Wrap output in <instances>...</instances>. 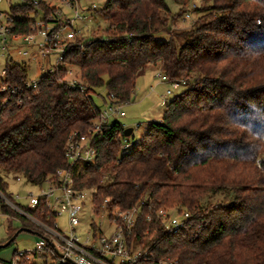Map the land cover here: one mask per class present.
<instances>
[{"label": "trees", "instance_id": "1", "mask_svg": "<svg viewBox=\"0 0 264 264\" xmlns=\"http://www.w3.org/2000/svg\"><path fill=\"white\" fill-rule=\"evenodd\" d=\"M33 1L11 7V34L31 33V13L45 18L59 12ZM172 1L180 6L174 16L165 0H106L93 11L107 23L103 38L75 40L62 65L38 79L37 89L26 88L23 64L6 61L0 88L18 93L0 91V195L12 198L2 172L39 187L68 169V138L87 135L100 114L90 94L104 88V104L110 96L127 104L136 80L160 62L169 80L195 84L168 102L161 121L150 123L126 154L119 155L123 126H106L93 142L95 162L74 169L75 188L91 191L95 212L141 209L132 239L148 255L137 264L163 258L264 264V0H203L197 21L183 32L172 25L189 0ZM164 34L168 41L157 39ZM67 66L78 67L83 87L65 81ZM231 192L227 205L204 204ZM171 207L189 219L167 234L156 212ZM26 210L44 224L55 219L43 202ZM0 213L39 235L1 198ZM18 230L9 227L3 244Z\"/></svg>", "mask_w": 264, "mask_h": 264}, {"label": "built area", "instance_id": "2", "mask_svg": "<svg viewBox=\"0 0 264 264\" xmlns=\"http://www.w3.org/2000/svg\"><path fill=\"white\" fill-rule=\"evenodd\" d=\"M74 1H65L67 2L66 6L68 8L73 7L72 2ZM34 4L36 5L37 1L34 0ZM71 9L74 10V13L73 18L70 19L62 17L60 11L53 17H46L45 21L33 19L35 22L31 33L22 36L10 33L12 30L11 20L8 16L5 17L3 13H0V60L4 64L6 61L11 60L8 56L9 46L11 43L22 40L38 48L37 52L28 53L25 51L22 55L30 56L36 60L39 57L47 58L55 54L57 58L56 65L53 68L62 65L66 52L80 34V31H76L73 23L75 24L77 21L87 22V19L80 16L77 9H74V7ZM186 18H189V16H186ZM52 72L53 70H50L47 73ZM4 76L5 70L3 69L0 73L1 80L4 79ZM157 78L161 83L169 84L172 91L177 90L179 87H185L188 83L186 80L171 81L162 74H158ZM38 84L39 80L37 79L33 82L27 81L25 86L27 89H37ZM68 84L71 86L77 85L74 83ZM171 90H167L166 94L162 96L161 107L165 108L168 104L166 98L172 95ZM0 91H8L15 96L18 93L17 88H11L7 85H2ZM104 105V111H100L99 117L95 120L87 135L76 136L72 134L68 138L64 147V156L69 168L58 171L51 180L37 187L40 192L37 197L29 194L26 205L21 203L15 205L13 201L19 200L18 196L7 199L1 195L4 203L9 208L26 220L32 221L39 233V235H36L35 250L25 252L16 250L11 259L5 264H37L36 261L45 252L53 256V264H137L141 259L147 257V253L137 251L129 242L134 235L141 211L137 207L125 211L113 208V211L110 210L111 214L107 211V208L103 207L101 210H105L107 213L99 217V223L92 221L89 230L85 232V236L78 230L83 206L85 201L90 200L91 197L89 198L86 192L75 188L74 169L95 162L97 154L93 142L95 139H101L105 127L115 122V117H125V113L122 111L124 104L117 103L113 96H110ZM131 136L124 137L122 140L121 155L126 154L132 148L134 142L131 141ZM16 180L21 181L20 179ZM41 202L45 203L55 219L57 216L66 215L69 227L67 233L59 230L55 219L51 225L43 224L35 220L25 210H35ZM156 218L165 233L169 234L184 228L189 219V214L172 216L163 210H159L156 212ZM146 219L148 222L151 221L149 216ZM93 225L95 231L92 229ZM43 264L47 263L44 262ZM150 264L179 263L176 260L163 258L152 261Z\"/></svg>", "mask_w": 264, "mask_h": 264}, {"label": "rangeland", "instance_id": "3", "mask_svg": "<svg viewBox=\"0 0 264 264\" xmlns=\"http://www.w3.org/2000/svg\"><path fill=\"white\" fill-rule=\"evenodd\" d=\"M35 1H37L38 4V0ZM41 1H44L49 7L57 8L58 11L62 13L63 15L62 17H67L69 19L73 18L74 10H72L71 8L74 7V9L78 10L80 16L87 19V22L77 21L75 22V24L73 23V26L76 27V31L77 32L80 31V34L76 37V40H81V39L87 40V38L90 39L103 38V30L105 29L107 23H105V21L98 14H95L93 11L102 9L103 6L105 5L106 0H75L74 2H72L73 7L71 8H68L66 6L67 2H65L71 0H65V1L41 0ZM165 2L171 15L172 16L177 15L180 10V6L176 5L172 0H165ZM24 3L25 0H0V13H3V15L7 17L10 15L11 7L21 6ZM33 5L36 6L34 4V1H33ZM202 6H203V0H189L184 6L181 15L179 17H176L172 25V30L176 32H183L189 30L198 19L199 15L196 13V10H199ZM186 16H189V18H186ZM29 18L30 19L35 18L37 21L39 20L45 21L46 17L43 18L41 17L40 14L35 15L34 13H31L29 14ZM157 39L168 41L170 38L169 36L164 34L162 36L161 35L158 36ZM25 51L28 53L37 52L38 48L34 45H29L23 42L22 40H20L19 42L11 43L8 50V56L11 58L12 61L18 64H23L26 67L29 82L36 81L42 75L46 74L48 71L50 70L54 71L56 68L59 67L58 65L57 67L53 68L56 65L57 56L55 54H52L47 58L39 57L38 59L34 60L30 56L22 55V53ZM4 66L5 64L0 60V73L4 69ZM66 69H67V75L65 76V81L67 83H74L79 85L80 87H83L80 78L81 77L80 71L78 67L67 66ZM158 74L159 75L162 74L160 62L156 64L148 65V67L144 70L143 74L136 80V88L130 102L122 106V111L125 113L126 117L114 118V120L118 121V123H120L125 129L127 128L133 129L132 136L130 139L134 143H138L140 141L141 137L146 133L150 123L161 121V117L164 112V108L160 106L162 102V96L166 94L167 90H171V87L169 84L161 83L157 78ZM194 84L195 83H193V81L191 80L190 82L187 83V86H191ZM187 86L179 87L177 90L174 91L171 90L172 95L166 98L167 102H169L175 95L187 89ZM90 96L95 106L101 112H103L105 109V105L103 102V96H105V89L97 88L95 92L90 94ZM119 155L121 154L119 153ZM2 176L8 183L9 186L8 192L12 194L13 197L15 196L19 197V200L13 201L15 205L20 203L26 205L28 201L27 197L29 196V194H32L34 197H37L40 193L37 187L30 185L26 181V179L22 176H18L21 180L19 182L16 180V176L14 175L2 172ZM84 192L88 194L89 198L91 197L90 195L91 191H84ZM233 196H234L233 193L232 194L229 193L227 195L218 193L216 195H212L206 198L204 204L206 207L227 205L231 201ZM0 198L4 202V199L2 198L1 195ZM110 210L113 211V208ZM110 210L107 209V211L110 212L111 214ZM160 210H163L164 212L172 216H177V215L181 216L182 214L187 213L186 211L179 212L175 207L163 208ZM106 213L107 212L105 210H100L99 212H95L91 199L85 201V205L83 206V212L81 214V223L78 230L81 231L85 236V232L89 230V226H91L92 221L95 222L97 221V223H99L100 222L99 217L105 215ZM26 221L27 224H30L33 227L35 226L32 223V221L29 220ZM55 221L60 231L64 233H67L69 231L66 215H62L59 217L57 216ZM9 227H11L12 230H18L20 228V223L17 219L13 218L12 216L9 215V218H7V216H3L0 213V243L2 244L4 241L8 239ZM92 229L93 231H95L94 225L92 226ZM36 242H37V237H35L34 235L28 233H21L8 248H4L0 251V260L4 262L9 261L11 257L14 255L13 252L16 250L20 252L35 250ZM129 242L133 248L135 247L137 249V251L141 253H147L148 255L147 249H143L140 245L135 243L132 238L129 240ZM53 259L54 258L50 253L45 252L42 254V257H40L36 261V263L43 264L45 262L47 264H53L52 262Z\"/></svg>", "mask_w": 264, "mask_h": 264}, {"label": "water", "instance_id": "4", "mask_svg": "<svg viewBox=\"0 0 264 264\" xmlns=\"http://www.w3.org/2000/svg\"><path fill=\"white\" fill-rule=\"evenodd\" d=\"M132 132H133V129H131V128L125 129L124 130V137H126V138L130 137L132 135ZM21 233H28V234L33 235L32 231L30 229L21 228L14 234V236L9 241H7L5 244H0V249H4V248L8 247L11 243H13L16 240L18 235Z\"/></svg>", "mask_w": 264, "mask_h": 264}, {"label": "crops", "instance_id": "5", "mask_svg": "<svg viewBox=\"0 0 264 264\" xmlns=\"http://www.w3.org/2000/svg\"><path fill=\"white\" fill-rule=\"evenodd\" d=\"M126 117V116H125ZM4 216V215H3Z\"/></svg>", "mask_w": 264, "mask_h": 264}]
</instances>
